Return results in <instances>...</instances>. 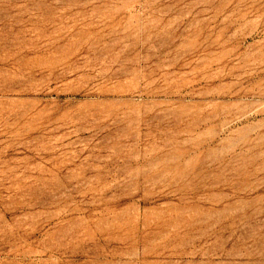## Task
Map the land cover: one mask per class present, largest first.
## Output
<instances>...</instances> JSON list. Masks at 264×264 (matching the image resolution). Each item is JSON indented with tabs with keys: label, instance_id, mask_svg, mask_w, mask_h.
<instances>
[{
	"label": "rangeland",
	"instance_id": "374dc122",
	"mask_svg": "<svg viewBox=\"0 0 264 264\" xmlns=\"http://www.w3.org/2000/svg\"><path fill=\"white\" fill-rule=\"evenodd\" d=\"M0 264H264V0H0Z\"/></svg>",
	"mask_w": 264,
	"mask_h": 264
}]
</instances>
